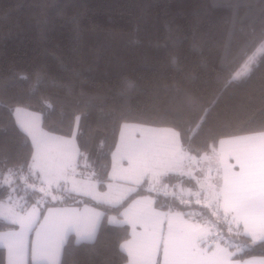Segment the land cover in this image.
<instances>
[{
  "label": "trees",
  "instance_id": "16d2710c",
  "mask_svg": "<svg viewBox=\"0 0 264 264\" xmlns=\"http://www.w3.org/2000/svg\"><path fill=\"white\" fill-rule=\"evenodd\" d=\"M263 43L264 0H0V201L5 171H27L33 157L13 107L38 112L48 133L74 137L88 164L78 177L99 190L123 123L172 128L198 157L221 138L264 131ZM179 179L166 174L161 183ZM144 193L160 208L226 228L217 210L182 204L146 181L116 205L86 200L103 210L95 236L76 241L70 233L58 264H125L129 227L107 215ZM11 226L0 218V231ZM233 241L249 243L234 259L264 256V240L237 232Z\"/></svg>",
  "mask_w": 264,
  "mask_h": 264
},
{
  "label": "rangeland",
  "instance_id": "374dc122",
  "mask_svg": "<svg viewBox=\"0 0 264 264\" xmlns=\"http://www.w3.org/2000/svg\"><path fill=\"white\" fill-rule=\"evenodd\" d=\"M262 51L264 43L257 50ZM248 68L245 64L236 76ZM11 110L33 144V157L27 171L8 170L2 179L8 196L0 201V218L12 226L0 231V247L5 248L6 264H58L70 233L76 241L94 238L103 210L91 201L116 205L137 186L111 183L107 190H99L96 181L78 177L88 164L85 158L78 160L74 137L44 131L36 111ZM151 185L148 189L155 192L157 186ZM186 191L195 194L189 187ZM152 202L145 194L129 201L119 216L107 215L108 223L129 227L130 236L120 245L127 254L125 264H264V256L233 258L249 243H211L206 236L198 237L192 215L177 218L179 211L167 214L160 208V215L153 216Z\"/></svg>",
  "mask_w": 264,
  "mask_h": 264
},
{
  "label": "crops",
  "instance_id": "0c3cea01",
  "mask_svg": "<svg viewBox=\"0 0 264 264\" xmlns=\"http://www.w3.org/2000/svg\"><path fill=\"white\" fill-rule=\"evenodd\" d=\"M166 174L178 175L180 179L172 185L163 184L161 177ZM108 177L106 190L111 183L136 187L146 181L147 185L175 192L187 193L189 187L195 193L190 196L197 203L211 212L219 210L227 215L225 229L214 221L221 239L209 238L204 230L210 219L194 217L198 237L206 236L211 243L233 241L237 232L251 241L264 240V131L221 138L215 152L198 157L182 147L172 128L123 123L111 155ZM186 179L193 183L186 185ZM145 194L153 200V216L160 215L152 194L136 198ZM163 210L167 214L173 212L169 205ZM182 214L185 215L180 212L177 218Z\"/></svg>",
  "mask_w": 264,
  "mask_h": 264
},
{
  "label": "built area",
  "instance_id": "2783aa9c",
  "mask_svg": "<svg viewBox=\"0 0 264 264\" xmlns=\"http://www.w3.org/2000/svg\"><path fill=\"white\" fill-rule=\"evenodd\" d=\"M154 191L156 193L162 194V195H168L169 197H174L176 198L179 202H181L182 204H191V203H197L198 200L196 198H193L192 196H190L187 193H183V192H175L173 189L172 190H167L166 187H158L157 189H154ZM198 215V212H196V216ZM216 217H219L221 220H224L225 222L227 221V215H225L223 212L221 211H215L214 214ZM204 228V227H203ZM206 231H208L209 234V238H216V239H221L220 238V234L218 232V227L212 222V221H208V224L206 225L205 229Z\"/></svg>",
  "mask_w": 264,
  "mask_h": 264
}]
</instances>
